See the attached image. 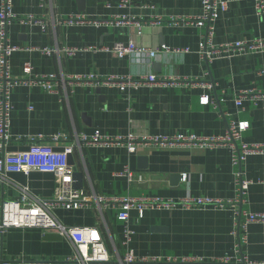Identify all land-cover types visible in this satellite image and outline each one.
Listing matches in <instances>:
<instances>
[{
	"label": "crops",
	"instance_id": "0c3cea01",
	"mask_svg": "<svg viewBox=\"0 0 264 264\" xmlns=\"http://www.w3.org/2000/svg\"><path fill=\"white\" fill-rule=\"evenodd\" d=\"M120 2L13 0L16 18L8 24V40L23 49L10 56L12 75L25 78L24 65L30 62L34 74H55L59 79L63 75L91 73L101 78L118 75L137 79L153 73L176 78L178 84L121 90L115 83H60V93L38 84H18L11 92L10 138L0 148V157L37 148L39 142L32 138L39 135L65 133L69 143L75 145L70 156L76 168L75 186L89 195L158 197L178 203L189 197H207L225 202L173 209L155 206L145 209L143 215L132 209L130 249L137 256L163 261L195 257L205 263L229 257V264H264V222L249 223L246 230L239 231V237L234 233L238 223H244L236 213L238 209L264 213V153L249 155L238 167L233 164V151L228 145L141 146L135 153L125 145H76V135L97 130L111 136H220L226 133L230 120L249 122L243 142L264 143V96L243 98L241 105L235 100L249 89L264 93V51L220 50L213 59L204 57L201 50L207 27L180 20L199 18L203 14L201 0H129L125 7ZM1 3L0 0V9ZM69 15H84L88 20L69 23ZM124 15L133 22L115 21ZM33 19L44 22L46 28ZM214 27L210 43L215 47L238 40L264 39V15H257L254 0L229 2L227 9H220ZM131 40L139 47L157 51L156 56L117 57L107 50L82 49L112 47L117 41ZM32 47L57 50L48 55ZM66 47L82 50L68 55ZM203 95L210 96L209 104L201 103ZM62 144L53 145L61 149ZM126 167L134 173V181L121 174ZM239 170L250 185L243 203L229 202L238 197ZM24 187L38 198L55 199L57 176L40 171L11 173L9 180L0 181V199H21ZM118 206H99L93 201L80 208L58 206L52 213L67 226L98 228L109 250L124 256L127 247L123 244L122 223L117 219ZM49 233L40 228L9 229L1 239L3 259L56 264L73 252L68 239L49 240ZM239 240V255L244 262L238 261Z\"/></svg>",
	"mask_w": 264,
	"mask_h": 264
},
{
	"label": "built area",
	"instance_id": "2783aa9c",
	"mask_svg": "<svg viewBox=\"0 0 264 264\" xmlns=\"http://www.w3.org/2000/svg\"><path fill=\"white\" fill-rule=\"evenodd\" d=\"M234 0H201L203 14L197 19L184 17L180 20L191 23H197L207 27L204 37V45L201 54L204 57L213 59L214 54L220 50L229 51H264V39L256 38L253 40H238L225 43L220 47H215L210 42L214 35V22L219 17L220 9L228 8L229 2ZM255 9L258 16L264 15V0H254ZM0 9V148L9 140V127L11 124V92L12 88L18 84H38L52 93H60V83L63 85H74L76 82L91 84L98 86L102 83H115L121 90L127 88H138L141 86L153 85H177L178 79L172 77H159L150 73L145 76L134 79L133 77H123L112 75L107 78H101L95 73L85 75H68L61 76L59 79L55 74H34L33 66L30 62L24 65L25 78H15L11 73L10 56L13 52L22 50V47L9 43L7 35L8 24L16 18L12 10L13 0H1ZM129 0H121L120 6L125 7ZM32 19V17H31ZM84 15H69L66 22L75 23L86 21ZM35 24H41L45 29L46 24L37 19H33ZM118 24H129L131 18L124 15L116 17ZM172 21H177L173 18ZM138 25H140L138 23ZM208 44L210 46H208ZM31 48V47H29ZM28 48V49H29ZM33 50H40L45 54L52 55L57 49L49 47L38 48L32 47ZM91 51L107 50L117 57L127 55L142 58L149 55L151 58L156 56L155 50L139 47L131 40L128 43L117 41L112 47H84ZM78 47H66L64 50L68 55H74L77 51L82 50ZM188 49H176L177 52H184ZM66 87V86H65ZM264 96V93L249 89L242 91L236 97V103L242 104V99L250 96ZM211 98L209 95L201 97V103L209 104ZM249 128L248 121L234 120L228 121V127L225 134L220 136H202L194 133H177L175 135H142L129 134L127 136L105 135L97 130L92 134L81 133L76 135V145H125L130 153L137 152L141 146H159L166 148L185 147H218L228 145L233 151V164L240 167L243 161L251 154L264 153V143H246L242 141L243 133ZM39 142L38 147L27 151H18L3 154L0 157V181L9 180V174L22 172L29 174L31 171H40L45 173H53L58 180V193L55 199H41L33 195L28 188H23V196L18 200L0 199V264H54L52 261L46 260H19L11 262L3 259L1 253V239L3 235L11 228H40L45 232L56 233L61 237L68 239L73 244V252L65 259L58 261L56 264H196L202 262L204 264H229V257H221L212 263H205L195 257L169 258L163 261L158 257L137 256L130 249V242L133 235V229L129 225L130 211L138 209L143 215L145 209L157 207H169L171 209L177 206L185 208L194 205L219 204L225 202L211 198H186L180 203L173 200L162 199L158 197H107L89 195L83 190L75 186L76 168L70 163V156L73 154L75 145L69 143V138L65 133H57L52 135H39L32 138ZM64 143V144H62ZM53 144H62L61 149H57ZM129 177L130 181H134V173L126 167L123 173ZM238 197L229 202H242L249 188L250 181L243 179L241 171H237ZM101 204L116 203L119 208L117 219L122 223L124 241L127 247L124 256H120L111 252L106 245L102 233L96 227L90 226H67L61 223L52 213V209L58 206L65 208H80L91 202ZM180 204V205H179ZM238 216L243 218V224L238 223L235 234L239 237L240 230H246L249 223L264 222V213L251 212L244 210L242 207L236 211ZM245 238L243 235L242 239ZM241 240L236 244L237 255L240 254ZM238 261L244 262L243 256H238Z\"/></svg>",
	"mask_w": 264,
	"mask_h": 264
},
{
	"label": "water",
	"instance_id": "95a60500",
	"mask_svg": "<svg viewBox=\"0 0 264 264\" xmlns=\"http://www.w3.org/2000/svg\"><path fill=\"white\" fill-rule=\"evenodd\" d=\"M71 159V157L69 158V160ZM71 163V162H70ZM47 239L49 240H55V239H61V236L59 234H56V233H49L47 236H46Z\"/></svg>",
	"mask_w": 264,
	"mask_h": 264
}]
</instances>
